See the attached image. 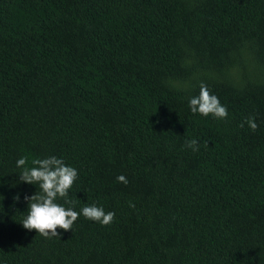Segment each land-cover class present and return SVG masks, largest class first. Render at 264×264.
<instances>
[{"label":"trees","instance_id":"obj_1","mask_svg":"<svg viewBox=\"0 0 264 264\" xmlns=\"http://www.w3.org/2000/svg\"><path fill=\"white\" fill-rule=\"evenodd\" d=\"M21 155L113 221L25 229ZM0 208L3 264H264V0H0Z\"/></svg>","mask_w":264,"mask_h":264},{"label":"clouds","instance_id":"obj_2","mask_svg":"<svg viewBox=\"0 0 264 264\" xmlns=\"http://www.w3.org/2000/svg\"><path fill=\"white\" fill-rule=\"evenodd\" d=\"M187 105L193 114L199 113L204 117L211 115L215 119L222 120L229 115L227 106L203 82L200 83L198 94L187 98ZM245 123L253 130L257 127L254 117H245L240 126L244 127ZM186 146L193 151L198 150L197 139H188ZM15 167L18 169L20 181L39 188V191L24 197L27 201V212L20 222L25 229H35L44 237H53L60 235L57 231L58 227L63 230L72 229L79 216L101 225H107L113 221L115 212L106 211L103 204L95 201L76 209L75 201L70 198V189L78 180L79 171L66 163L63 157L21 155L15 160ZM115 179L125 184L128 182L124 174L117 175ZM14 199L19 200V194H16ZM2 210L0 208V211ZM0 264L3 262L0 261Z\"/></svg>","mask_w":264,"mask_h":264}]
</instances>
